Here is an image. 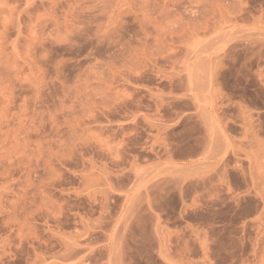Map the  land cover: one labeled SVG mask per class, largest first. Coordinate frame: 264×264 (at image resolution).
Returning a JSON list of instances; mask_svg holds the SVG:
<instances>
[{"label":"rangeland","instance_id":"rangeland-1","mask_svg":"<svg viewBox=\"0 0 264 264\" xmlns=\"http://www.w3.org/2000/svg\"><path fill=\"white\" fill-rule=\"evenodd\" d=\"M0 264H264V0H0Z\"/></svg>","mask_w":264,"mask_h":264}]
</instances>
